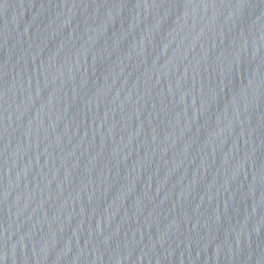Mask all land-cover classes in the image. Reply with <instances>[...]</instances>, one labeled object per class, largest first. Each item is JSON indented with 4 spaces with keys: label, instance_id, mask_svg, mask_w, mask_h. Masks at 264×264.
<instances>
[{
    "label": "water",
    "instance_id": "95a60500",
    "mask_svg": "<svg viewBox=\"0 0 264 264\" xmlns=\"http://www.w3.org/2000/svg\"><path fill=\"white\" fill-rule=\"evenodd\" d=\"M0 264H264V0H0Z\"/></svg>",
    "mask_w": 264,
    "mask_h": 264
}]
</instances>
